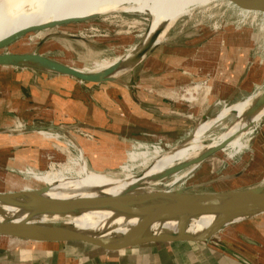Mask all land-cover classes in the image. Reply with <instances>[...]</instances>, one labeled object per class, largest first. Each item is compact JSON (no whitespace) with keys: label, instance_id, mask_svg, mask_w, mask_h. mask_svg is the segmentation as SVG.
<instances>
[{"label":"rangeland","instance_id":"rangeland-1","mask_svg":"<svg viewBox=\"0 0 264 264\" xmlns=\"http://www.w3.org/2000/svg\"><path fill=\"white\" fill-rule=\"evenodd\" d=\"M89 17L90 15L75 12L50 13L44 14L39 23ZM149 19V15L137 11L114 10L86 21L29 33L10 45L7 51H37L69 65L91 69L104 60L125 58L131 54L144 41L147 30L152 28ZM168 30L174 42L185 43L189 40L195 47L188 50L168 48L165 49L167 51L147 55L119 75L118 80L91 87L86 94L80 92L79 96L87 112L83 110V105L77 107L79 110L76 114L79 118L52 119L46 111L39 112L38 115L33 112V115H37L34 118L30 114L28 118L16 119L12 111L0 116V191L23 184L36 187L43 184L37 179L47 171L60 170L66 165L75 168L73 161L80 159L81 153L73 140L84 148V158L89 170L114 176H123V172L129 169L137 173L145 159L139 156L138 159L131 160V153H147L152 158L153 155L171 151L183 144L198 125L216 118L226 106L236 104L238 97L231 102L222 97L227 88L233 89L239 80L244 82L252 76H262V16L253 18L252 15L242 14L227 5L212 3L194 8L169 26L166 33ZM50 32L72 34L84 39L53 36L40 44ZM190 58L192 63L188 62ZM210 58L214 62L213 71ZM223 60L225 67L230 70L227 71L230 72V83L224 88ZM4 67L5 71L14 69ZM165 69L171 71L170 74L188 77V83L180 84V88L175 89L164 87L158 78L160 73L164 74ZM62 83L67 84L65 81ZM186 88H192V92H196L191 100L189 98L192 95L185 93ZM70 93L78 95L77 92ZM158 96H166L168 102L177 98L185 103L184 107L181 111L174 107L152 111L149 106L143 105V98ZM132 98L140 100L141 108L134 106ZM95 102L98 105L96 109H102V119H98L99 112H94ZM94 113L97 118L92 119ZM152 113L160 115L164 125L155 124L150 118ZM236 114L229 112L218 119L204 134L202 144H212L214 147L221 145L222 139L219 136L236 122L239 117L237 112ZM85 120L91 121L93 128L75 124ZM52 124L62 126L67 132L48 128ZM263 124L264 117L245 134L243 140H248L246 146L224 148L214 160L208 161L174 186H191L214 180L207 186L193 190L214 192L264 185V160L253 159L251 155L255 137ZM35 127L45 128L31 129ZM235 174L238 175L234 176Z\"/></svg>","mask_w":264,"mask_h":264},{"label":"water","instance_id":"water-1","mask_svg":"<svg viewBox=\"0 0 264 264\" xmlns=\"http://www.w3.org/2000/svg\"><path fill=\"white\" fill-rule=\"evenodd\" d=\"M225 1H230L240 8L264 13V0ZM97 16L72 18L52 21L40 26H30L0 39V66L52 72L71 76L88 83L116 81L119 75L155 50L158 45L157 39L165 27L162 25L150 36L147 42L137 45L129 58L103 70L93 72L69 65L37 51H7L10 45L29 33L49 31L57 26L82 22ZM53 36L84 39L72 34L50 32L41 40L40 44L46 38ZM261 92L262 94L254 100L248 109L249 114L254 112V105L264 98V70L262 76L258 74L250 82L243 96L236 103L243 102ZM231 112L236 114L235 110ZM53 127L56 126H51V128ZM31 129L42 130L44 128ZM190 137L191 135L187 139ZM226 144L208 148L162 172L148 176L147 179L140 176V180L117 193H110L104 187L92 185L72 189L76 192L72 196L54 198L49 195V192L57 184L46 182L36 187L23 184L0 191V236L32 242H82L107 251H116L147 243L191 241L215 248L244 264H255L240 252L239 245L224 239L221 236V231L226 230L236 222L264 213V185L214 192L193 191L197 187L211 184L214 180L191 186H174L187 175L206 165L208 161L214 160L220 151L225 150ZM168 180L170 181L167 182ZM161 185L165 187L163 188ZM82 190L92 193L83 195L80 193ZM98 212L109 213L111 216H129L135 213L139 214L140 218L127 232L115 234H107L103 229H80L75 224L66 222V219L69 218L89 216ZM202 216H211L212 222L197 233H188L185 229L174 232L160 228V225L167 221L188 222L191 218ZM235 235L238 240L248 246L257 244L255 240L244 234L236 233Z\"/></svg>","mask_w":264,"mask_h":264},{"label":"crops","instance_id":"crops-1","mask_svg":"<svg viewBox=\"0 0 264 264\" xmlns=\"http://www.w3.org/2000/svg\"><path fill=\"white\" fill-rule=\"evenodd\" d=\"M166 37L158 43L157 48L151 52L150 56L161 53L168 48L174 50L181 48L190 49L192 42L189 40L185 43H177L172 39V34L168 31ZM168 41V42H167ZM167 51V50H165ZM168 53V52H167ZM172 53V52H170ZM189 55V54H187ZM186 55V56H187ZM146 57V56H145ZM190 57V55H189ZM194 59V58H193ZM213 59V57H212ZM210 58L212 64L211 71L215 69L214 62ZM192 63V58L188 62ZM223 60V78L222 88L230 83V76L225 67ZM0 116L9 111L16 116V119L23 117L32 118L37 116L39 112L46 111L53 118L73 117L79 118L76 114L77 107L83 105V110L87 108L79 96L80 92L86 94L88 89L104 83H86L80 80L70 78L62 74L52 72L33 70L28 68L14 67L11 71H5L4 66H0ZM261 68V67H260ZM258 71V70H257ZM165 69L164 74L160 73L159 81L168 88H180V84H187L188 77L176 75ZM225 73V74H224ZM253 77V76H252ZM250 77L248 81L239 80L233 89H226L223 98L231 102L233 98L238 99L254 79ZM191 79V78H190ZM164 80V81H163ZM61 81V82H59ZM65 81L67 84L62 83ZM191 88H187L185 93L191 94ZM77 92L78 95L70 93ZM172 92V91H171ZM174 94H180L174 92ZM161 95V93L159 94ZM162 96V95H161ZM143 98L144 106H149V110L168 109L174 107L175 110L183 109V102L180 100L167 101L164 98ZM134 106L141 108L140 100L132 98ZM168 104L170 106H168ZM94 112H99L98 119H102L100 113L102 109H96L97 103H94ZM191 106V105H190ZM35 112L37 115H33ZM87 112V111H86ZM94 113L93 118H97ZM12 116V115H11ZM160 115L152 113L150 118L158 126L164 125L161 122ZM96 121V120H94ZM85 122H87L85 120ZM77 122V126H86L93 128V123ZM96 125V123L94 124ZM62 132H67L60 125L52 124ZM176 126V125H174ZM45 128V127H35ZM94 128H96L94 126ZM255 137L252 150V158L264 160V124L261 126L260 132ZM161 136V135H159ZM253 228V230H252ZM244 234L255 240V246H248L236 238L235 234ZM221 236L234 244L239 245L240 252L255 264H264V213L246 218L232 224L223 231ZM3 238V239H2ZM0 264H244L234 257L223 253L208 245L191 242V241H174V242H157L147 243L138 246H132L116 251H107L102 248L82 243V242H32L17 238H7L0 236Z\"/></svg>","mask_w":264,"mask_h":264},{"label":"bare ground","instance_id":"bare-ground-1","mask_svg":"<svg viewBox=\"0 0 264 264\" xmlns=\"http://www.w3.org/2000/svg\"><path fill=\"white\" fill-rule=\"evenodd\" d=\"M212 3L227 5L229 7L237 9L242 14H250L253 18L260 16L264 18V13L262 12L250 10L247 8H240L232 4L230 1L225 0H0V39L30 26H40L52 21H59L49 20L45 23H39L42 20L44 14L75 12L90 15L91 17L94 15L99 16L102 14H106L114 10H123L125 12L137 11L140 14L149 15V22L151 23L152 28L150 30H147L143 43L147 42L150 36L157 29H159L162 25H165L164 31L157 39V43H159L164 39V37H166L165 33L168 27L174 24L181 16L190 13L196 7L209 5ZM129 56L130 54L125 58L118 57L112 60H104L97 63L95 67L84 70H89L92 72L103 70L121 60L129 58ZM192 88L190 89V91L192 90ZM194 93H191L192 96L189 98L190 100L193 97ZM261 94L262 92L257 93L250 99H247L243 102L226 106L216 118L198 125L189 139H186L183 144L177 146L171 151L153 155L152 158H150L151 155L147 153L141 154V152H130L131 160L138 159L139 156L144 157L145 159L141 167L138 168L139 170L137 173H134L133 170L129 169V171L123 172V176H114L89 170L84 158V148L80 143L73 140L74 145L80 149L81 153L79 154L81 155L80 159H76L73 161V165H75V168L72 167V165H66L62 168L59 167L60 170L47 171L39 178L37 177V180L46 182L48 184H57L49 192V195L54 198H65L72 196L74 195V193H76L72 189L85 186L89 187L92 185L97 187H104L105 190L110 193H117L120 190H123L124 188L140 180V176H142L143 179H147L148 176L162 172L179 162L198 155L208 148H213L214 146L212 144H202V138L204 134L218 119L233 110L238 113L239 117L233 126L231 125L229 129L227 128L228 130H225V132L223 133L224 135L221 134V137L219 136V139H222L221 144L227 143L225 148L229 146L239 148L244 147L246 146L248 141L243 140L245 134L250 132L252 126L258 124V122H260V120L264 117V98L259 103L254 105L255 107L253 108L255 110H253L254 112L256 111L255 113H248V109L250 108L254 100ZM241 114L243 115L240 116ZM80 193L83 195H90L92 192L82 190V192ZM139 218L140 215L135 213L129 216H111L109 213L98 212L89 216H80L73 219L69 218L66 219V222L73 223L80 229H103V231L107 234H115L127 232L131 226L135 225L139 221ZM211 222V216H202L191 218L188 222H182L180 220L167 221L161 224L160 228L161 230L174 232L185 229L188 233H197L208 227Z\"/></svg>","mask_w":264,"mask_h":264},{"label":"trees","instance_id":"trees-1","mask_svg":"<svg viewBox=\"0 0 264 264\" xmlns=\"http://www.w3.org/2000/svg\"><path fill=\"white\" fill-rule=\"evenodd\" d=\"M24 240V239H23Z\"/></svg>","mask_w":264,"mask_h":264}]
</instances>
